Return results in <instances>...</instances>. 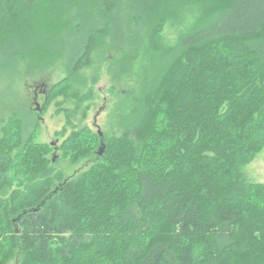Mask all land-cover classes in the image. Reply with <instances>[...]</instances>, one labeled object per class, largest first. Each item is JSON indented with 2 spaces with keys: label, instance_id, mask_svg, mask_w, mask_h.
<instances>
[{
  "label": "trees",
  "instance_id": "trees-1",
  "mask_svg": "<svg viewBox=\"0 0 264 264\" xmlns=\"http://www.w3.org/2000/svg\"><path fill=\"white\" fill-rule=\"evenodd\" d=\"M66 11L79 38L54 58L66 47L72 71L101 37L119 49L142 28L153 64L104 154L87 127L62 141L72 164L99 156L77 178L56 171L29 105L0 119V264H264V183L243 173L264 146V0H0V63L64 39Z\"/></svg>",
  "mask_w": 264,
  "mask_h": 264
},
{
  "label": "rangeland",
  "instance_id": "rangeland-1",
  "mask_svg": "<svg viewBox=\"0 0 264 264\" xmlns=\"http://www.w3.org/2000/svg\"><path fill=\"white\" fill-rule=\"evenodd\" d=\"M124 13H118L121 31L128 26ZM187 13L183 21H167L164 24L159 39L162 47L175 46L181 33L191 26L196 14L189 10ZM70 14L71 11H66L64 18L60 14L62 22H66L64 39L54 43L49 38L45 43L49 50H25L13 56L10 62L0 63V119L10 113L26 119L29 105L32 118L35 121L39 119L38 141L55 146L49 157L54 159L56 171L65 178H77L99 158V150L107 140L125 133L132 113V95L142 88L141 80L148 74L146 69L153 61L151 52L145 47L149 36L144 33L147 29L144 26L146 29L138 30L135 35L124 34L126 40L130 38L128 42L122 39L119 49L113 46L109 35L101 37V42L91 51L90 60L87 63L82 61L80 67L72 71L71 52L68 54L66 47L58 58H54L59 51L58 42L63 40L70 42V45L79 38ZM131 30L135 31L136 27L132 25ZM132 52L135 53L134 57H129ZM70 75V79L66 80ZM153 75L152 72L150 76ZM47 98L50 101L44 109ZM68 120L70 125L67 124ZM66 127V134L58 136L57 132ZM84 127L101 135L96 147L98 155L72 164L62 157L59 146L73 129ZM243 173L249 182L264 183V146L244 167ZM9 264L16 263L12 261Z\"/></svg>",
  "mask_w": 264,
  "mask_h": 264
},
{
  "label": "water",
  "instance_id": "water-1",
  "mask_svg": "<svg viewBox=\"0 0 264 264\" xmlns=\"http://www.w3.org/2000/svg\"><path fill=\"white\" fill-rule=\"evenodd\" d=\"M104 150H105V145H102L100 150H99V154L100 155L103 154Z\"/></svg>",
  "mask_w": 264,
  "mask_h": 264
}]
</instances>
